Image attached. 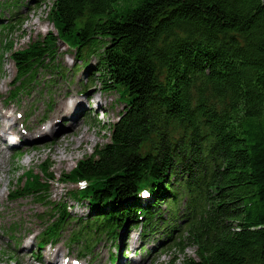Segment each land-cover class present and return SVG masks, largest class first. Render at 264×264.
Returning a JSON list of instances; mask_svg holds the SVG:
<instances>
[{"label":"trees","instance_id":"trees-1","mask_svg":"<svg viewBox=\"0 0 264 264\" xmlns=\"http://www.w3.org/2000/svg\"><path fill=\"white\" fill-rule=\"evenodd\" d=\"M20 3L0 2V13L12 12L2 34L24 21ZM48 18L55 30L26 48L13 51L2 39V58L12 51L17 68L10 96L30 89L40 70L57 72L61 40L77 61L96 56L90 83L118 90L126 105L104 124L109 141L59 178L88 183L69 191L91 212L80 218L84 229L114 238L144 222L157 234L161 204L185 192L191 206L182 230L175 222L167 237L181 252L196 247L197 258L184 264H264L263 0H52ZM40 168L27 171L10 198L31 195L52 206L50 217L59 213L42 233L47 243L70 213L49 193L51 165ZM144 188L147 201L138 195ZM80 239L79 232L70 242Z\"/></svg>","mask_w":264,"mask_h":264},{"label":"rangeland","instance_id":"rangeland-1","mask_svg":"<svg viewBox=\"0 0 264 264\" xmlns=\"http://www.w3.org/2000/svg\"><path fill=\"white\" fill-rule=\"evenodd\" d=\"M4 1L7 0H0V2ZM51 3L52 0H46L38 5L36 0H21L19 10L23 13L24 21L8 35L0 32V107L4 111L7 109L14 111V119L18 121L21 128L27 124L33 125L35 119L39 117L51 116L54 111V102L60 103L75 96L82 99L83 106L81 105L80 108L78 106V112L80 111L78 120L80 119L82 124L79 131L71 132L72 129L67 128L69 119L66 116L60 120L62 130L70 132L66 138L58 136L56 140L52 133L41 142L32 141L35 143L33 145L26 143L16 148L5 149L4 154L7 153L8 156L4 158L3 171L0 174V264H48L49 257H46V252L51 249V245L40 247L38 242L40 234L51 225L55 218L58 219L59 213L55 215V218L50 217V213H53L52 206L36 202L31 195L10 198V193L25 182L27 171L42 172L40 164L44 161L51 165L56 176L51 182L49 193L53 201L66 202L70 213V218L63 224L55 240V245L62 246L61 257L69 255L73 264L78 262L80 264H111L112 254L116 256L117 264H184L183 260L186 256L197 258L195 246H187L185 251L181 252L174 243L167 241L168 233L175 222L179 226L178 229L182 230L183 220L191 206V196L185 192L180 194L175 202L168 201L161 204L159 210L161 221L158 220L157 234L146 231L149 228H145L147 223L145 225L144 222L136 226H124L114 238L107 236L105 231L97 233L95 229L90 230L86 227L84 229L86 219L82 221L80 218L88 217V215L92 218L89 207L85 202L81 200L78 202L70 195L69 191L77 188L78 185L62 183L59 178L64 172L72 170L80 159L93 152L97 145L109 141L110 132L107 128L109 125L104 126V124L118 121L126 105L120 99L118 90L106 91L102 89L100 83H90L97 64L96 56L90 57L86 63L77 61L74 57L75 51L61 40L57 44L59 53L54 62L59 66L57 72L40 70L37 82L33 83L30 89L20 93L16 99L10 96V91L15 86L17 70L10 57L12 51H7L4 58L1 56L2 39L11 40L14 45L13 51H15L26 48L33 40L55 30L48 18ZM2 11L5 14L6 10ZM6 17L9 16L6 15ZM3 21L0 17V25ZM25 116L27 119H24ZM47 122L48 118L42 121L45 124ZM81 133H84L83 148H78L77 138ZM57 150L63 151L64 156L68 157L71 156V151H75V154L68 164L59 166L56 165L55 158ZM44 210H46L43 213L44 218L40 219L38 214H42L40 211ZM12 228L18 231L16 236L19 239V247L14 245L16 239L11 240L10 229ZM79 232L81 237L79 243L70 247L68 245L70 238ZM144 232L148 233L146 238L143 235ZM178 237L180 238L179 231L175 234L174 240ZM164 241L166 246L161 247ZM115 243L124 248L120 246L119 250H115L113 248ZM87 244L92 245V251L86 256H79L78 253ZM131 244H134L135 248L127 254L125 249L130 248ZM60 261L62 258L59 259V263Z\"/></svg>","mask_w":264,"mask_h":264},{"label":"bare ground","instance_id":"bare-ground-1","mask_svg":"<svg viewBox=\"0 0 264 264\" xmlns=\"http://www.w3.org/2000/svg\"><path fill=\"white\" fill-rule=\"evenodd\" d=\"M81 105L83 106L82 99H78L75 96L71 98H67L65 101H62L60 103H57L56 101L54 102V111L51 116L44 115L43 117H39L35 119L33 125L32 124L27 125L24 131L27 133L28 137L32 135L31 139H36V140H44L52 133L55 135V138H57L58 136L61 137L64 136L66 138L68 136V133H70L69 132L70 129H72L71 132L79 131L81 129L82 123L80 119L78 120V116L80 112V111L78 112V106L80 108ZM66 116L69 119V122L67 123V128H69V130L64 131L60 127L61 124L60 120L61 118L63 117L65 118ZM46 118H48V122L46 124L42 123V121ZM0 120L2 121L3 127L7 131H15L20 134L19 131H21V129H19L18 121L14 119V111L9 109L4 111L2 107H0ZM25 135H26L25 133L20 134L19 139L23 138L25 139L24 141L27 142L28 137L26 138L23 137ZM15 140H18V138H16ZM56 140H58V138ZM77 141H78L77 147L83 148L82 142H84V133H81V135H79ZM6 145L9 146L8 140L0 135V174L3 171L2 163L4 162V158L7 156L6 154H4ZM74 154L75 151H71V156L68 157V156H64L63 151L57 150L55 152V158L57 161L56 165L58 164L59 166H63L65 164H68L70 159L74 156ZM14 234L15 232L11 233V235ZM55 243L56 241L54 239H52V241L49 242V244L51 245V249H49L46 252V257H49V260L52 264L56 262L57 264H60L59 259L60 258L65 259V258L60 256L61 254H63L61 253L62 246H60L59 244L55 245ZM14 245L18 247L20 246V244L17 243L16 241H14ZM134 246H135L134 244H131L128 251H133L134 250L133 248H135ZM122 247L124 248V246ZM68 264H72V262L68 261Z\"/></svg>","mask_w":264,"mask_h":264},{"label":"water","instance_id":"water-1","mask_svg":"<svg viewBox=\"0 0 264 264\" xmlns=\"http://www.w3.org/2000/svg\"><path fill=\"white\" fill-rule=\"evenodd\" d=\"M263 2H264V0H263Z\"/></svg>","mask_w":264,"mask_h":264}]
</instances>
